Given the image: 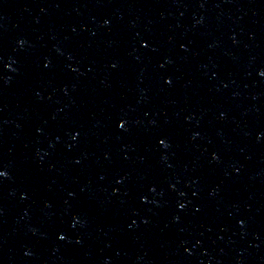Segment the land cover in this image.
Listing matches in <instances>:
<instances>
[{"label": "water", "instance_id": "1", "mask_svg": "<svg viewBox=\"0 0 264 264\" xmlns=\"http://www.w3.org/2000/svg\"><path fill=\"white\" fill-rule=\"evenodd\" d=\"M0 264H264V0H0Z\"/></svg>", "mask_w": 264, "mask_h": 264}]
</instances>
